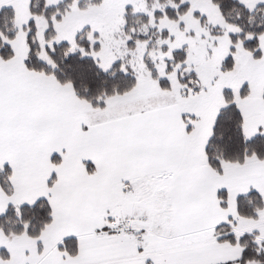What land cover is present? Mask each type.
Here are the masks:
<instances>
[{
	"label": "snow or ice",
	"instance_id": "1",
	"mask_svg": "<svg viewBox=\"0 0 264 264\" xmlns=\"http://www.w3.org/2000/svg\"><path fill=\"white\" fill-rule=\"evenodd\" d=\"M0 264H264V0H0Z\"/></svg>",
	"mask_w": 264,
	"mask_h": 264
}]
</instances>
